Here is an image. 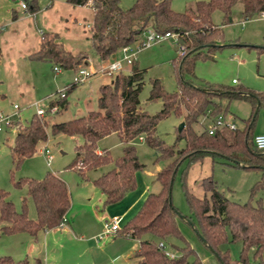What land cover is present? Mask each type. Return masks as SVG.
<instances>
[{"label":"trees","instance_id":"16d2710c","mask_svg":"<svg viewBox=\"0 0 264 264\" xmlns=\"http://www.w3.org/2000/svg\"><path fill=\"white\" fill-rule=\"evenodd\" d=\"M72 5L87 4L92 10L88 23L89 39L94 53L101 61H109L124 45L138 41L147 30L176 34L177 56L173 61L181 69L190 53H197L202 47H218L214 38L219 28L211 22V13L219 10L223 22L231 21L234 6L240 4V14L246 19L264 12V0H196L184 11H175L170 0H134L121 8L119 0H66ZM26 9L33 12L37 8L36 0L26 1ZM16 17L14 11L10 19ZM142 41V40H141ZM139 41V42H141ZM264 49L263 46H259ZM29 57L47 60L62 68H78L87 63L84 51L71 52L66 49L52 31L40 32L39 44ZM189 64V65H188ZM187 68L191 64L188 63ZM144 69L132 65L128 73L112 74L108 83L98 88L97 108L85 114L59 122L48 123L35 112L25 122H12L14 129L12 142L8 147L11 163L18 166L23 159L32 155L37 144L47 138V127L52 134L80 135L81 144L75 146V156L68 164L78 169L83 179L86 173L109 164L91 178V182L103 194L102 205L119 201L133 190L136 184L135 172L144 164L139 161L134 140L142 138L155 153V161H164L175 155L156 172L159 190L148 192L138 210L120 227L117 234L126 233L138 240L133 253L137 264H201L193 248L182 236L176 224L177 209L170 199L171 179L181 162L187 165L204 156L223 159V163L243 169L260 171V178L251 186L247 201L238 202L228 199L217 189L210 176L203 177L200 185L204 191L202 197L189 192L182 183L184 196L189 209L195 213L199 234L203 242L217 255L221 264H230L227 251L221 252L219 245L241 242L239 261L247 262V252L252 250L258 264L264 261V201L259 197L251 201L255 189L264 182V150L253 143V125L256 109L264 108V94L247 91L244 87L227 88L222 85L203 84L195 86L189 81L178 80V89L174 92L164 90L159 79L151 80L148 99H162V107L149 114L139 106L138 93L143 84ZM75 86L70 83L64 91ZM244 98L251 101V113L243 120L241 128H217L209 134L206 129L196 131L193 127L202 115H226L221 98ZM65 95L50 100L45 113L55 106H63ZM54 111V112H55ZM182 115L184 126L177 131L176 139L184 140V147L175 149L167 145L155 131L157 121L169 113ZM115 133L121 142V154L112 158L108 149L100 148L98 140ZM26 185L28 197L35 208V217L26 213L25 198L20 210H15L6 191L0 189V234L16 232L28 233L33 238L40 230L57 227L65 215L70 196L66 183L56 174L46 171L40 178L22 177L15 185ZM207 193V195H206ZM227 231L229 237L227 236ZM169 238H176L181 245L170 244ZM171 245L173 256H167L157 244ZM192 256L189 261L188 257ZM36 264H41L36 258ZM0 264H27L26 259L13 260L8 255H0Z\"/></svg>","mask_w":264,"mask_h":264},{"label":"rangeland","instance_id":"374dc122","mask_svg":"<svg viewBox=\"0 0 264 264\" xmlns=\"http://www.w3.org/2000/svg\"><path fill=\"white\" fill-rule=\"evenodd\" d=\"M23 1L26 3L28 0ZM133 1L119 0V5L126 8ZM195 1L170 0V6L175 11H184ZM36 4L34 14H30L26 8L20 7L19 0H0V111H11L12 103L19 106L18 113L11 117L9 127L3 126L0 129V189L6 191V198L11 201L15 210H20L21 201L25 198L26 213L28 217L34 218L35 208L27 195L26 185H15L14 182L22 177L40 178L46 171H50L66 183L70 204L65 215L67 222L56 230H40L35 238L25 232L0 234V255H8L13 260L26 259L27 264H36V258L41 264H78V261L85 260L81 254L82 249L90 244L95 250L93 264H136L133 254L130 258L113 259L118 253V247L132 243L133 238L130 236L122 233L115 237H106L104 241L92 238L102 229L104 219L100 216L109 218L112 213L102 205V193L91 182L95 170L88 171V179H83L78 169L68 166L75 156V146L83 142L80 135L52 134L47 127V138L37 144L36 151L23 159L18 166L11 163L8 147L16 127L12 124L13 121L25 123L36 107L46 109L50 100H57L61 95H65L63 106L60 105L55 112L47 111L43 115L48 123L83 115L97 108L98 88L108 83L112 76L97 72L84 82L76 83L64 91L66 86L72 83V76L77 68L60 67L56 72L53 70L55 64L47 60L33 59L29 55L36 50L39 32L52 31L57 33L65 48L78 49L87 54L88 61L83 66L98 68L106 61L99 60L89 39L86 38L88 26L84 21H88L91 11L86 7H73L66 0H36ZM12 11L18 19L11 24ZM211 22L219 28V34L213 39L218 47H202L197 53H190L181 69L178 68V63L173 61L177 56V42L172 37L141 46L132 62L124 65L122 73H128L132 65L145 70L138 100L139 106L149 114L158 112L162 107L161 98L148 99L150 83L154 78L159 79L167 92L176 91L178 80L182 79L195 86H241L247 91L264 94V49L259 47L264 44V16L259 14L244 20L240 14V4H237L233 8L230 22H223L222 13L217 9L211 13ZM142 39L143 35L138 41L132 42L131 47L135 48ZM120 55L118 50L115 57ZM188 63L191 64L190 71L187 68ZM232 79H235V83ZM220 102L226 110V115L232 118L237 128H241L243 120L251 113V101L231 97L221 98ZM181 121L182 115L171 112L160 118L155 125L157 136L167 145H175V149L185 145L183 139H176L178 124ZM210 122L211 116L202 115L193 127L198 132L206 129ZM263 128L264 108L260 105L256 109L253 132H262ZM134 144L137 157L144 164L135 172L134 188L137 191L142 186L147 187L149 192H155V189L160 187L155 179L156 171L175 155L164 161H155V151L143 140L136 138ZM45 145L52 155L48 162L40 150ZM97 145L108 149L112 158L121 154V142L115 133L103 136ZM109 166L102 165L96 171L99 173ZM207 176L215 181L217 189L228 199L244 202L249 198L251 186L260 178V171L232 167L224 164L220 157H214L212 160L210 156H204L188 165L184 161L181 162L173 174L170 199L178 211L175 219L177 227L199 257L201 264H221L214 251L201 239L197 218L187 205L182 187L184 182L189 192L202 197L204 191L200 180ZM259 197L264 201V182L261 187L255 189L251 201L254 202ZM69 224L75 226L73 232L67 231ZM226 234L229 237L228 231ZM88 237H91L90 241L86 242ZM168 242L182 244L176 238H169ZM107 244L109 245L106 246ZM218 248L221 252L227 251L230 264H258L252 250L247 252L246 263L239 261V240L225 242ZM165 249L174 254L171 245L166 244ZM188 260L191 261L192 256H189Z\"/></svg>","mask_w":264,"mask_h":264},{"label":"built area","instance_id":"2783aa9c","mask_svg":"<svg viewBox=\"0 0 264 264\" xmlns=\"http://www.w3.org/2000/svg\"><path fill=\"white\" fill-rule=\"evenodd\" d=\"M19 5L23 9L26 8V4L23 0H19ZM260 15L264 16V12H262ZM171 37L176 39V34L171 31L156 32V31L147 30L143 33L142 41L139 42V44L135 48H132L131 44L122 46L119 49L120 54H121L119 57H115L114 55L111 60L101 63L99 67L96 69H94L93 66L91 65L79 66L76 69V71L73 73L72 84L75 85L76 83H82L90 75L95 74L97 72L102 73V74L105 73L108 75L114 74L116 72H121L124 68V65L130 64L132 62V60L135 58L136 51L141 46H147V45H150L151 42L161 41V40L171 38ZM86 61H88V58H86ZM53 70L57 72L60 70V67L58 65H54ZM232 82H235V79H232ZM55 109L56 107L53 106L50 109V111L54 112ZM18 110H19V106L16 105L15 103H12L11 111L6 112V113H2L0 111V129L3 126L9 127L11 117L13 115L15 116L16 113H18ZM35 113L39 116H42L45 114V108L36 107ZM223 127L234 129L236 125L230 116H223L222 114H218L209 123V125H207L206 130L209 134H211L217 128H223ZM253 143L256 146V148L260 150H264V131L255 133L253 135ZM40 150H42V152L44 153L47 162L50 161L52 155L50 154L49 150L46 148V145L41 147ZM119 221H120V218L118 216H112L110 218H105L102 222V229L98 234H96L95 239L101 240L117 232L120 229ZM65 222H66V217L65 215H63L57 227H62L65 224ZM157 245L164 250L167 256H173V253L165 249V245L163 242L160 241L158 242Z\"/></svg>","mask_w":264,"mask_h":264},{"label":"crops","instance_id":"0c3cea01","mask_svg":"<svg viewBox=\"0 0 264 264\" xmlns=\"http://www.w3.org/2000/svg\"><path fill=\"white\" fill-rule=\"evenodd\" d=\"M70 5L73 6V7H86V8H88L91 11L90 18L87 19L88 21H84L85 25L88 26V23H89V21L91 19V16H92L91 8L87 4H84V5H72V4H70ZM34 12L35 11L30 12V14H34ZM16 19H18V17H15L14 19H10V23L12 24L13 22H15ZM86 33H87L86 34V38H87V36L89 35V26L87 27V32ZM38 44H39V38H38V41H37L36 48L38 47ZM66 49H68V48H66ZM68 50H70L71 52L78 51V49H71V48H69ZM233 83H235V82H233ZM263 130H264V128L261 131H263ZM138 139L142 140V138H140V137ZM96 174H97V171H95L94 175H96ZM155 175H156V173H155ZM135 187H136V184H135ZM134 189L129 191L127 194H125L119 201H116L114 203H111V204H108V205L105 206L107 211L112 213V216H118L120 218V221H119L120 226H122L126 222V220L129 217H131L138 210V208L141 205V202L144 199L145 195L149 192V189L147 187L144 188V187L141 186L137 191H136V189L135 190ZM155 190L158 191L159 188H157ZM102 197H103V194H102ZM65 215H66V213H65ZM100 218L101 219H105L106 217L104 215H101ZM66 222H67V219H66ZM56 229H57V227H53V228H50V229H46L44 232H48L49 230H56ZM66 229H67V231L73 232L74 229H76V228H75V226H73V224H69V225H67ZM100 231H98L96 234H98ZM117 235H119V234H117V232H115L112 235L108 236L107 238L115 237ZM95 236H93L92 238H95ZM90 238L91 237L86 238L85 241L89 242ZM94 240H96V239H94ZM101 240L104 241L105 238L101 239ZM96 241H98V240H96ZM108 245L109 244H107L106 246H108ZM137 245H138V240L133 238L132 239V243H130V245L128 244V246H120V247L117 248L116 251H118V253L114 255L113 259L114 258H116V259L130 258L132 256V254L134 253V251L136 250ZM94 251H95L94 248H92V246L90 244L88 246H86L85 248H83L82 251H81V254L84 255L83 258L85 260H83L82 262L78 261L77 263L78 264H93L94 261H92V259L95 257ZM134 261H135V259H134ZM136 264H137V260H136Z\"/></svg>","mask_w":264,"mask_h":264},{"label":"water","instance_id":"95a60500","mask_svg":"<svg viewBox=\"0 0 264 264\" xmlns=\"http://www.w3.org/2000/svg\"><path fill=\"white\" fill-rule=\"evenodd\" d=\"M183 125H184V123H183V121H181L179 124H178V131L179 130H181V128L183 127ZM172 182V179H171V181H170V183ZM202 240H204V239H202Z\"/></svg>","mask_w":264,"mask_h":264}]
</instances>
